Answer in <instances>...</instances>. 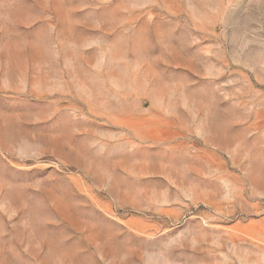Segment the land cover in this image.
Instances as JSON below:
<instances>
[{
  "label": "rangeland",
  "instance_id": "1",
  "mask_svg": "<svg viewBox=\"0 0 264 264\" xmlns=\"http://www.w3.org/2000/svg\"><path fill=\"white\" fill-rule=\"evenodd\" d=\"M0 264H264V0H0Z\"/></svg>",
  "mask_w": 264,
  "mask_h": 264
},
{
  "label": "bare ground",
  "instance_id": "2",
  "mask_svg": "<svg viewBox=\"0 0 264 264\" xmlns=\"http://www.w3.org/2000/svg\"><path fill=\"white\" fill-rule=\"evenodd\" d=\"M105 117H107L108 119L110 118L109 116L110 115H107V114H103ZM135 135H139L138 133H135ZM232 143V140H229V141H227V144H231ZM192 167L194 168V169H196V167H195V165H193L192 164Z\"/></svg>",
  "mask_w": 264,
  "mask_h": 264
}]
</instances>
